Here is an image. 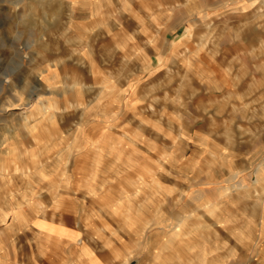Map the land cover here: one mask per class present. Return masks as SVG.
<instances>
[{
    "label": "clouds",
    "instance_id": "obj_1",
    "mask_svg": "<svg viewBox=\"0 0 264 264\" xmlns=\"http://www.w3.org/2000/svg\"><path fill=\"white\" fill-rule=\"evenodd\" d=\"M0 15V264H264V0Z\"/></svg>",
    "mask_w": 264,
    "mask_h": 264
},
{
    "label": "rangeland",
    "instance_id": "obj_2",
    "mask_svg": "<svg viewBox=\"0 0 264 264\" xmlns=\"http://www.w3.org/2000/svg\"><path fill=\"white\" fill-rule=\"evenodd\" d=\"M9 19L6 15H0V34H3L7 30V24L9 23ZM7 63V54L6 52L0 51V66H3Z\"/></svg>",
    "mask_w": 264,
    "mask_h": 264
}]
</instances>
